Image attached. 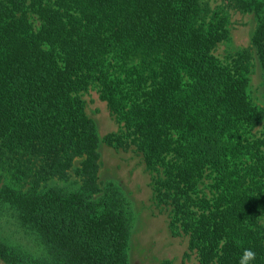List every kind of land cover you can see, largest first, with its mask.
<instances>
[{
	"label": "trees",
	"instance_id": "1",
	"mask_svg": "<svg viewBox=\"0 0 264 264\" xmlns=\"http://www.w3.org/2000/svg\"><path fill=\"white\" fill-rule=\"evenodd\" d=\"M247 48L203 0H0V260L129 264L137 212L102 179L101 147L134 149L198 264H264V3ZM95 90L118 130L100 136Z\"/></svg>",
	"mask_w": 264,
	"mask_h": 264
},
{
	"label": "rangeland",
	"instance_id": "2",
	"mask_svg": "<svg viewBox=\"0 0 264 264\" xmlns=\"http://www.w3.org/2000/svg\"><path fill=\"white\" fill-rule=\"evenodd\" d=\"M203 1L212 9L222 7L229 18L231 43L218 45L214 51L215 56L226 61L229 54L247 48L254 28L253 15L229 8L226 0ZM259 1L264 3V0ZM250 89L254 102L264 107L259 71L255 68ZM84 99L86 113L96 122L101 137L118 130L114 117L106 104L99 100L95 90L87 92ZM258 131H264V123ZM99 176L102 179H116L134 202L137 221L130 239L129 264H198L196 255L188 249L187 236H174L169 227L168 212L155 206L151 188L152 175L147 171L140 154L134 149L116 151L103 145ZM0 264L6 263L0 260Z\"/></svg>",
	"mask_w": 264,
	"mask_h": 264
},
{
	"label": "clouds",
	"instance_id": "3",
	"mask_svg": "<svg viewBox=\"0 0 264 264\" xmlns=\"http://www.w3.org/2000/svg\"><path fill=\"white\" fill-rule=\"evenodd\" d=\"M256 259V252L250 248L244 249L240 257V264H253Z\"/></svg>",
	"mask_w": 264,
	"mask_h": 264
}]
</instances>
